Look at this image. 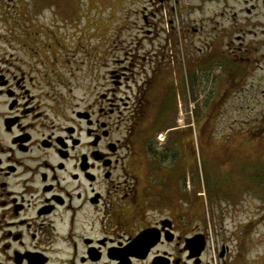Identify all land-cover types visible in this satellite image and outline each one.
<instances>
[{"label": "flooded vegetation", "instance_id": "flooded-vegetation-1", "mask_svg": "<svg viewBox=\"0 0 264 264\" xmlns=\"http://www.w3.org/2000/svg\"><path fill=\"white\" fill-rule=\"evenodd\" d=\"M195 1L164 0L175 23L191 18L199 41L210 40L196 49L214 54L206 66L220 63L232 87L236 73L264 72V0ZM14 50L0 52V264L198 260L189 238L202 232L188 233L187 208H172L171 183L158 175L164 166L143 144V90L155 81V71L146 78L147 56L78 98Z\"/></svg>", "mask_w": 264, "mask_h": 264}, {"label": "rangeland", "instance_id": "rangeland-1", "mask_svg": "<svg viewBox=\"0 0 264 264\" xmlns=\"http://www.w3.org/2000/svg\"><path fill=\"white\" fill-rule=\"evenodd\" d=\"M174 7L164 0H0V52L16 49L20 63L45 65L39 69L73 85L78 98L87 84L103 86L110 70L147 56L146 78L155 71L156 81L143 90L150 98L144 139L163 126L154 124L162 109L155 99L172 81L178 93L163 112L176 126L155 139L178 150L157 173L171 183L172 208H187L188 233L206 240L199 262L187 264H264V72L236 73L232 87V75L206 66L214 54H197L210 41H199L197 21L175 23ZM198 60L193 89L188 66Z\"/></svg>", "mask_w": 264, "mask_h": 264}, {"label": "trees", "instance_id": "trees-1", "mask_svg": "<svg viewBox=\"0 0 264 264\" xmlns=\"http://www.w3.org/2000/svg\"><path fill=\"white\" fill-rule=\"evenodd\" d=\"M191 61H193V58L191 59ZM200 64H201V62H200V60H198L197 62L188 66V75L190 78V85L193 87V89L196 86V79H197L198 69H199ZM219 64L220 63H218V65ZM210 68H213V67L210 66ZM204 69H206V67H204ZM148 79H152V78H148ZM159 79H160V76H159ZM184 80H185V77H184ZM210 81H211V79H210ZM183 85H184V83H183ZM177 94L178 93L176 91L175 84L172 81L171 84L168 85L165 93L162 96L159 95L160 97L158 96L155 99L156 104L159 103L160 104L159 107H161L162 109L160 110V112H157V116L155 118L154 124H157L158 122L163 121V126L156 130L153 137L144 139V143H145V145H147L150 157H152L154 160L166 161L168 158H174L175 159L178 156V150L174 151L170 147V143L168 146L167 145L166 146L158 145V141H156V139H155L159 130H164V129H168L170 127L176 126V125H172V124H170L171 126L169 125L168 120L163 117L164 116L163 112H166L168 110V107H170V105L173 102L177 103ZM195 97H196V95H195ZM175 139L179 140V137H177Z\"/></svg>", "mask_w": 264, "mask_h": 264}, {"label": "water", "instance_id": "water-1", "mask_svg": "<svg viewBox=\"0 0 264 264\" xmlns=\"http://www.w3.org/2000/svg\"><path fill=\"white\" fill-rule=\"evenodd\" d=\"M191 257H199L206 247V240L202 234L189 238ZM199 259L197 260V262Z\"/></svg>", "mask_w": 264, "mask_h": 264}]
</instances>
